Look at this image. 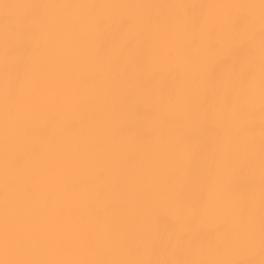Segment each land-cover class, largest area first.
<instances>
[{"label": "bare ground", "instance_id": "6f19581e", "mask_svg": "<svg viewBox=\"0 0 264 264\" xmlns=\"http://www.w3.org/2000/svg\"><path fill=\"white\" fill-rule=\"evenodd\" d=\"M0 264H264V0H0Z\"/></svg>", "mask_w": 264, "mask_h": 264}]
</instances>
